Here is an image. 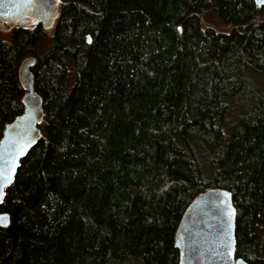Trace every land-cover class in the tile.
I'll return each mask as SVG.
<instances>
[{"label": "trees", "instance_id": "obj_1", "mask_svg": "<svg viewBox=\"0 0 264 264\" xmlns=\"http://www.w3.org/2000/svg\"><path fill=\"white\" fill-rule=\"evenodd\" d=\"M28 57L42 137L0 204V264H178L211 187L234 195L237 256L264 264V6L61 0L51 34L0 33V138Z\"/></svg>", "mask_w": 264, "mask_h": 264}, {"label": "water", "instance_id": "obj_2", "mask_svg": "<svg viewBox=\"0 0 264 264\" xmlns=\"http://www.w3.org/2000/svg\"><path fill=\"white\" fill-rule=\"evenodd\" d=\"M254 1L260 7L264 6V2ZM60 3L61 0H0V30L11 31L18 26L38 24L51 30L59 17ZM87 39L91 41V36ZM35 62V58L28 57L20 65L19 78L25 90L24 109L5 125L0 139V176H11L10 182L0 179V204L15 181L22 160L42 137L40 124L44 103L36 91L31 70ZM237 215L232 191L211 187L200 193L186 208L176 232L178 264H250L236 253ZM0 216L7 218L0 226L8 227L11 215L0 212Z\"/></svg>", "mask_w": 264, "mask_h": 264}, {"label": "rangeland", "instance_id": "obj_3", "mask_svg": "<svg viewBox=\"0 0 264 264\" xmlns=\"http://www.w3.org/2000/svg\"><path fill=\"white\" fill-rule=\"evenodd\" d=\"M214 20L212 19V20H210V22L209 23H207V22H204L203 23V25L204 26H212L214 23ZM215 25V24H214ZM220 30H227V28L226 27H220L219 28ZM228 29H229V27H228ZM49 31V34H51L52 33V29L51 30H48ZM0 33H1V35H3L4 37H9L10 36V33L8 32V31H0ZM257 84H260L261 85V81H260V79L257 81ZM239 111L241 112V105L240 104H236L232 109H231V113H230V118L231 119H234L236 116H237V114H239Z\"/></svg>", "mask_w": 264, "mask_h": 264}, {"label": "snow or ice", "instance_id": "obj_4", "mask_svg": "<svg viewBox=\"0 0 264 264\" xmlns=\"http://www.w3.org/2000/svg\"><path fill=\"white\" fill-rule=\"evenodd\" d=\"M258 2H264V0H258ZM0 179L4 180L5 182H10L11 181V176L7 177H2L0 176ZM0 195H2V192H0ZM6 216H0V224L6 223Z\"/></svg>", "mask_w": 264, "mask_h": 264}, {"label": "flooded vegetation", "instance_id": "obj_5", "mask_svg": "<svg viewBox=\"0 0 264 264\" xmlns=\"http://www.w3.org/2000/svg\"><path fill=\"white\" fill-rule=\"evenodd\" d=\"M12 30H13V29H12ZM12 30H11V31H12ZM0 31H1V30H0ZM11 31H8V32L10 33ZM3 32H4V31H3ZM4 128H5V127H4ZM3 131H4V130H3ZM2 135H3V134H2ZM1 137H2V136H1ZM0 139H1V138H0Z\"/></svg>", "mask_w": 264, "mask_h": 264}]
</instances>
